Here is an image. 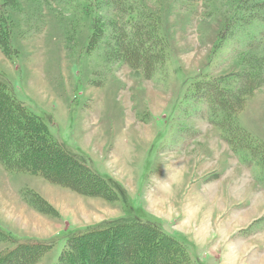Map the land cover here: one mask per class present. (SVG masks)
<instances>
[{
	"label": "rangeland",
	"instance_id": "1",
	"mask_svg": "<svg viewBox=\"0 0 264 264\" xmlns=\"http://www.w3.org/2000/svg\"><path fill=\"white\" fill-rule=\"evenodd\" d=\"M138 1L151 27L108 0H0V82L123 189L85 196L0 161V257L55 243L29 264H58L69 236L143 213L201 264H264V163L248 147L264 143V0Z\"/></svg>",
	"mask_w": 264,
	"mask_h": 264
},
{
	"label": "trees",
	"instance_id": "2",
	"mask_svg": "<svg viewBox=\"0 0 264 264\" xmlns=\"http://www.w3.org/2000/svg\"><path fill=\"white\" fill-rule=\"evenodd\" d=\"M108 2L110 5L117 4L122 14L132 24L143 19L148 21L147 23L151 27L155 22L152 13L139 4L138 0H108ZM101 5L98 3V6ZM131 10L134 11V14ZM3 14L4 11H0V21L4 17ZM93 28H95L94 35L96 37L98 35L97 21ZM133 33L135 34V32ZM124 36L127 37L125 34ZM6 37L9 38V34L4 36V40ZM131 38L132 35L127 40L130 41ZM148 38L149 36L141 35L142 41ZM123 41L126 42L125 39ZM139 51L140 49L137 48L134 52L139 53ZM260 80L261 78L257 77L250 78L249 81L246 78L241 80L243 90L247 89L246 91L252 95L256 90V87L252 85H257ZM208 83L210 82L208 81ZM216 84L219 85L217 82L210 83V85ZM221 98L228 101V97ZM238 99L237 96V102ZM235 107V110L239 108L236 104ZM235 110V115L241 111ZM232 127L235 129L234 126ZM247 136L243 139L251 138L248 133ZM248 147L251 155L260 152L264 163V143H259L251 138ZM0 161L9 170H23L25 173L44 177L85 196L106 199L107 196H116L117 194L120 197L118 190L122 196L123 189L113 178L99 174L88 158L53 137L46 122L29 109L27 104L17 99L8 85L2 82H0ZM37 201L41 205L38 208L39 211L43 212V206H45V210L53 209L49 203L45 204V201L40 197L37 198ZM141 227L152 230L155 237L151 236L149 239L146 235H142ZM116 233L119 236H116ZM90 237H98L97 244L90 245L87 241ZM5 238V234L0 230V240ZM117 238H120L119 243L121 244L118 243L120 246L118 249L123 255L120 258L121 264H163L164 261H167L168 264H201L197 258L193 257L192 245L184 244L181 242L183 240L168 235L156 223L149 221L143 213L142 215L141 213L135 214L132 218H121L115 222L105 223L69 236L66 240L67 248L64 249V256L62 255L61 262L58 264L116 263V258L112 260L110 251L115 247L114 241H117ZM165 240H170L174 244L163 249ZM83 242L85 243L83 244ZM54 246L55 243L34 241L17 243L14 248L0 257V264H29L33 255L43 254ZM86 248L92 249L93 252L87 253ZM115 248L117 249V247Z\"/></svg>",
	"mask_w": 264,
	"mask_h": 264
},
{
	"label": "crops",
	"instance_id": "3",
	"mask_svg": "<svg viewBox=\"0 0 264 264\" xmlns=\"http://www.w3.org/2000/svg\"><path fill=\"white\" fill-rule=\"evenodd\" d=\"M217 180V179H216ZM224 183H222V186L221 187H223V192H222V194H224V196H222V197H224L227 201H228V203H230L232 200H236V199H238V196H236V194L234 193V189H235V187L233 188V186H231V185H226V188L224 189V187H225V185H223ZM226 184V183H225ZM252 231V230H251ZM254 231H258V232H262V231H260V229H253V232ZM198 256V255H197ZM209 258H210V256L209 257H207V258H205V259H208L209 260Z\"/></svg>",
	"mask_w": 264,
	"mask_h": 264
},
{
	"label": "clouds",
	"instance_id": "4",
	"mask_svg": "<svg viewBox=\"0 0 264 264\" xmlns=\"http://www.w3.org/2000/svg\"><path fill=\"white\" fill-rule=\"evenodd\" d=\"M165 167H166V170H167V166H165ZM169 179H170V178L167 177L166 180H160L161 185L164 186V187H168Z\"/></svg>",
	"mask_w": 264,
	"mask_h": 264
}]
</instances>
